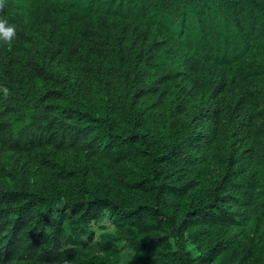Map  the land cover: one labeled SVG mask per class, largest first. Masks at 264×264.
<instances>
[{
	"label": "trees",
	"instance_id": "1",
	"mask_svg": "<svg viewBox=\"0 0 264 264\" xmlns=\"http://www.w3.org/2000/svg\"><path fill=\"white\" fill-rule=\"evenodd\" d=\"M0 18V264H264V0Z\"/></svg>",
	"mask_w": 264,
	"mask_h": 264
},
{
	"label": "clouds",
	"instance_id": "2",
	"mask_svg": "<svg viewBox=\"0 0 264 264\" xmlns=\"http://www.w3.org/2000/svg\"><path fill=\"white\" fill-rule=\"evenodd\" d=\"M5 8V0H0V11H3ZM58 20H52V22L45 23L42 27L41 31H44V36L51 40L50 36L47 33L49 28L50 32L52 33V28L58 25ZM48 27V28H47ZM16 37V26L9 24L7 19L0 18V42L11 45ZM4 95L7 97L9 95V91L7 88L3 89Z\"/></svg>",
	"mask_w": 264,
	"mask_h": 264
},
{
	"label": "rangeland",
	"instance_id": "3",
	"mask_svg": "<svg viewBox=\"0 0 264 264\" xmlns=\"http://www.w3.org/2000/svg\"><path fill=\"white\" fill-rule=\"evenodd\" d=\"M104 224H107V223H104Z\"/></svg>",
	"mask_w": 264,
	"mask_h": 264
}]
</instances>
